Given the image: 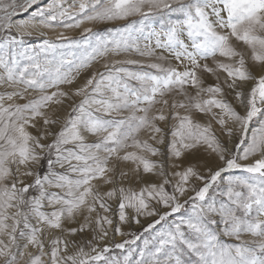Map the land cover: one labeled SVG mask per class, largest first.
Listing matches in <instances>:
<instances>
[{
	"label": "snow or ice",
	"instance_id": "obj_1",
	"mask_svg": "<svg viewBox=\"0 0 264 264\" xmlns=\"http://www.w3.org/2000/svg\"><path fill=\"white\" fill-rule=\"evenodd\" d=\"M0 264H264V0H0Z\"/></svg>",
	"mask_w": 264,
	"mask_h": 264
},
{
	"label": "rangeland",
	"instance_id": "obj_2",
	"mask_svg": "<svg viewBox=\"0 0 264 264\" xmlns=\"http://www.w3.org/2000/svg\"><path fill=\"white\" fill-rule=\"evenodd\" d=\"M44 2V0H41V4ZM35 7V6H34ZM27 14H24V16H26ZM20 18H23V17H20ZM110 26H112V27H115L116 25H110ZM105 27H107V26H100V29H101V31H103V29L105 28ZM67 34L68 35H71V36H78V34H79V31L78 30H69L68 32H67ZM49 37L50 38H54L55 37V33H49ZM82 80H83V77H81V82H82ZM149 219H151V218H149ZM147 221H145V223H146ZM137 226V227H136ZM126 231H133V232H139V231H141V229H140V227L138 226V225H132V227H131V229H126ZM125 238H130V237H125ZM122 238H120V237H117V241H119V240H121ZM138 243H140V242H138Z\"/></svg>",
	"mask_w": 264,
	"mask_h": 264
},
{
	"label": "bare ground",
	"instance_id": "obj_3",
	"mask_svg": "<svg viewBox=\"0 0 264 264\" xmlns=\"http://www.w3.org/2000/svg\"><path fill=\"white\" fill-rule=\"evenodd\" d=\"M137 227V226H136Z\"/></svg>",
	"mask_w": 264,
	"mask_h": 264
}]
</instances>
